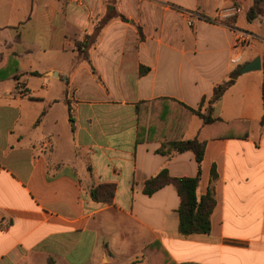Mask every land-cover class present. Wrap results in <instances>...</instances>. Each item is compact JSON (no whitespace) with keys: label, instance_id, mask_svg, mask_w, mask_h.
I'll list each match as a JSON object with an SVG mask.
<instances>
[{"label":"crops","instance_id":"crops-1","mask_svg":"<svg viewBox=\"0 0 264 264\" xmlns=\"http://www.w3.org/2000/svg\"><path fill=\"white\" fill-rule=\"evenodd\" d=\"M252 3L0 0V264H264V18L247 20ZM238 31L250 42L234 64ZM255 56L261 68L212 103ZM193 137L197 195L214 167L215 205L208 233L183 236L175 188L143 185L163 168L194 176L191 151H158ZM100 184L110 203L93 197Z\"/></svg>","mask_w":264,"mask_h":264},{"label":"trees","instance_id":"trees-1","mask_svg":"<svg viewBox=\"0 0 264 264\" xmlns=\"http://www.w3.org/2000/svg\"><path fill=\"white\" fill-rule=\"evenodd\" d=\"M264 16V0H253L252 5L246 11L248 21L258 20ZM237 66L231 73L228 80L218 84L213 89L211 102L219 100L225 89L233 82L238 74ZM262 69L264 72V56ZM262 99L264 107V76L261 85ZM187 108V107H186ZM189 114L198 115L205 123L212 122L208 114H201L199 111L187 108ZM160 153L171 157L177 153L191 151L194 155L196 163V174L194 176H170L168 171L163 168L155 175L148 178L143 185V193L151 195L159 188L171 184L180 198V203L177 209L179 223L178 231L181 235L187 236L194 233H208L210 230V214L215 205L214 189L212 185L213 179L216 177L214 167L210 171V180L207 191L204 195H197V187L200 177V164L203 158L204 141L197 137L184 140H168L158 150ZM114 187L111 184H100L92 190V195L95 199H101L105 203H110L113 197ZM146 251V250H143Z\"/></svg>","mask_w":264,"mask_h":264},{"label":"built area","instance_id":"built-area-1","mask_svg":"<svg viewBox=\"0 0 264 264\" xmlns=\"http://www.w3.org/2000/svg\"><path fill=\"white\" fill-rule=\"evenodd\" d=\"M230 10L235 12L239 11V7H232ZM189 25L192 24L191 21L188 22ZM250 36L244 31H238L235 34L232 44V55L230 57V62L234 64H240L242 62V52L244 48L249 44Z\"/></svg>","mask_w":264,"mask_h":264},{"label":"water","instance_id":"water-1","mask_svg":"<svg viewBox=\"0 0 264 264\" xmlns=\"http://www.w3.org/2000/svg\"><path fill=\"white\" fill-rule=\"evenodd\" d=\"M260 68H261V59L259 56H255L253 59L241 64L237 72L238 74H243L249 71L258 70Z\"/></svg>","mask_w":264,"mask_h":264},{"label":"rangeland","instance_id":"rangeland-1","mask_svg":"<svg viewBox=\"0 0 264 264\" xmlns=\"http://www.w3.org/2000/svg\"><path fill=\"white\" fill-rule=\"evenodd\" d=\"M264 18V16H261V17H259L258 19L260 20V19H263Z\"/></svg>","mask_w":264,"mask_h":264}]
</instances>
